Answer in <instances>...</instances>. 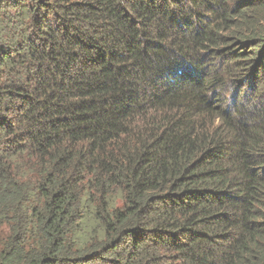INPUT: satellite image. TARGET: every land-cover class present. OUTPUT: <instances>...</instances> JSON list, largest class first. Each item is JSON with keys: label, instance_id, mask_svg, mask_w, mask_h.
I'll return each instance as SVG.
<instances>
[{"label": "trees", "instance_id": "16d2710c", "mask_svg": "<svg viewBox=\"0 0 264 264\" xmlns=\"http://www.w3.org/2000/svg\"><path fill=\"white\" fill-rule=\"evenodd\" d=\"M0 264H264V0H0Z\"/></svg>", "mask_w": 264, "mask_h": 264}]
</instances>
